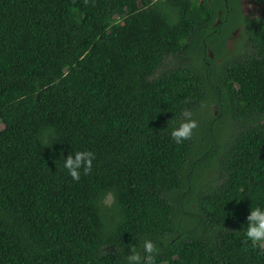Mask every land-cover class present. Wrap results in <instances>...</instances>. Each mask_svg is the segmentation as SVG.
<instances>
[{"label":"trees","instance_id":"obj_1","mask_svg":"<svg viewBox=\"0 0 264 264\" xmlns=\"http://www.w3.org/2000/svg\"><path fill=\"white\" fill-rule=\"evenodd\" d=\"M262 234L264 13L0 0V264H264Z\"/></svg>","mask_w":264,"mask_h":264},{"label":"rangeland","instance_id":"obj_2","mask_svg":"<svg viewBox=\"0 0 264 264\" xmlns=\"http://www.w3.org/2000/svg\"><path fill=\"white\" fill-rule=\"evenodd\" d=\"M244 3H245L246 6H248L249 8H251L250 5H252V4L250 3V1L245 0ZM248 14L251 15V16H253L250 12H249ZM248 14H247V15H248ZM249 15H248V16H249ZM239 34H240V29L238 28V29L233 33V36L238 38V37H239ZM234 46H235V42H234V39H232V40L229 42V45H228L229 50L233 49ZM189 61H191L190 58H184V60H182V59H170V60H168V61L166 62L167 69H172L173 67H175L176 64H181V65L184 64V65H185V64L189 63ZM210 111L215 115V117L220 118V119L223 120L224 122H225L226 120H228V119H225V117H223L222 115L219 114V111H218V109H217L216 106L212 107V108L210 109ZM1 128H3L2 125H1ZM204 137H206V136H204ZM206 138H207V137H206ZM202 141H205V140H204V138H202V136H201V137H199V142H202ZM217 161H218V160H217ZM218 163H219V161H218ZM209 175H210L212 178L217 179L216 183H219L220 178H221V176H222V172H221L220 167H219V166H217V167H212L211 170L209 171ZM194 209H195V206H194V205H191L190 210L193 211ZM190 215H191V214H190ZM190 215L187 214L188 219H186V222H185V223H186L188 226H191V227H192V225H193V220H192L191 217H189ZM261 232H262V231H261ZM259 238H260V241L263 242V245H264V234H262Z\"/></svg>","mask_w":264,"mask_h":264},{"label":"flooded vegetation","instance_id":"obj_3","mask_svg":"<svg viewBox=\"0 0 264 264\" xmlns=\"http://www.w3.org/2000/svg\"><path fill=\"white\" fill-rule=\"evenodd\" d=\"M245 0H239L240 3V9L243 12V15L245 17H248L249 19L258 18L262 13H264V0H248L252 5H250L251 8L245 5ZM251 13L253 16L249 15L248 13ZM220 16L222 15V12L219 13ZM249 16H248V15ZM218 24H221V20H219Z\"/></svg>","mask_w":264,"mask_h":264}]
</instances>
